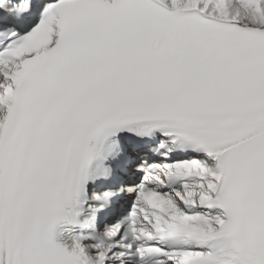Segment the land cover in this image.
<instances>
[{
  "label": "snow or ice",
  "instance_id": "obj_1",
  "mask_svg": "<svg viewBox=\"0 0 264 264\" xmlns=\"http://www.w3.org/2000/svg\"><path fill=\"white\" fill-rule=\"evenodd\" d=\"M0 264H264V0H0Z\"/></svg>",
  "mask_w": 264,
  "mask_h": 264
}]
</instances>
